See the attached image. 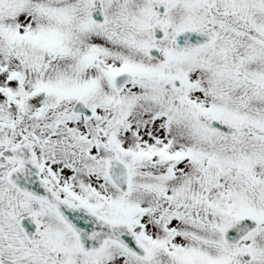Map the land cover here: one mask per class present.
<instances>
[{
    "label": "snow or ice",
    "instance_id": "1",
    "mask_svg": "<svg viewBox=\"0 0 264 264\" xmlns=\"http://www.w3.org/2000/svg\"><path fill=\"white\" fill-rule=\"evenodd\" d=\"M0 264H264V0H0Z\"/></svg>",
    "mask_w": 264,
    "mask_h": 264
}]
</instances>
